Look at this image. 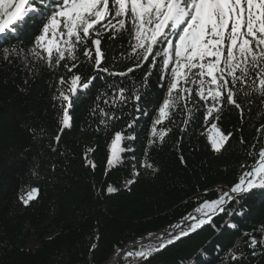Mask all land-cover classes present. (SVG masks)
<instances>
[{"label":"trees","instance_id":"trees-1","mask_svg":"<svg viewBox=\"0 0 264 264\" xmlns=\"http://www.w3.org/2000/svg\"><path fill=\"white\" fill-rule=\"evenodd\" d=\"M31 31L22 35L20 41L6 43L0 39V264H109L117 249L181 223L182 217L202 202L200 197L205 192L203 199H215L217 189L227 191L245 171L240 165L253 163L247 153L253 144L255 151L264 142V134L258 139L256 131L264 124V105L256 93L250 97L241 93L237 99L243 106V115L234 108H225L221 119L213 121L222 131L233 133L221 153H213L206 135H201L211 128V123L203 121L204 102L185 105L181 101L170 120L164 122L163 127L171 128V132L163 145L150 150V162L159 171L153 175L139 166L152 118L163 100V90L157 85V69L153 70L148 86H143L146 68H136L133 60L127 58L131 51L127 33L115 40L107 34L102 38L106 66L115 71L135 68L127 77L97 75L82 49L78 52L75 63L79 67L74 71L85 79L97 78L79 98H74L70 109L72 126L57 144L53 136L57 134L59 103L52 97L58 87H65L58 84L59 78L69 79L72 73L62 66L64 62L50 68L29 53L34 41ZM12 45L20 54L6 61L3 47ZM251 83L252 80L247 81ZM116 85L128 89L129 99L112 107ZM136 89L142 99L148 100L141 105L146 115L136 112L137 102L132 99ZM249 99L252 104L247 103ZM105 100L109 103H104ZM185 107L192 108L187 125L183 123L188 118ZM93 108L95 112L91 111ZM100 109L119 117L108 121L107 133L100 123L107 118ZM133 117L139 119L128 132L137 139L124 141L121 147L131 144L134 151L122 153L123 164L106 175L107 145L113 134L126 128ZM97 128L101 131L97 132ZM181 128L185 131L181 132ZM242 138L246 143H240ZM87 148L96 149L90 154L95 170L85 167ZM181 155L184 164L180 162ZM133 164L140 175L134 178L136 183L125 188V179L132 178ZM33 170L39 172V177L32 175ZM108 184L119 190L107 194ZM27 185L38 186L40 193L36 201L24 207L17 196ZM240 208L244 210L242 216L224 213L215 218L219 231L206 225L142 264H264V247L258 246L253 256L243 243L248 239L243 236L245 232L261 238L264 189L244 195L239 205L235 201L228 205L229 210ZM226 220L235 223L236 229L221 228ZM93 244L97 246L90 252ZM230 248L237 254L244 252V257L231 261ZM119 264L137 262L121 258Z\"/></svg>","mask_w":264,"mask_h":264},{"label":"snow or ice","instance_id":"snow-or-ice-1","mask_svg":"<svg viewBox=\"0 0 264 264\" xmlns=\"http://www.w3.org/2000/svg\"><path fill=\"white\" fill-rule=\"evenodd\" d=\"M29 29L34 36L29 53L46 62L50 68L59 67L64 62L62 66L72 73L69 79L59 78L58 84L65 87H58L57 94L52 97L54 102L59 103L57 134L53 136L57 144L61 142L64 131L72 126L70 109L74 98H79L80 93L88 90L97 78L89 76L85 79L74 71L79 67L75 61L79 59L81 49L97 75L105 73L111 77H127L135 71L133 67H127L126 71H115L106 66L107 55L102 46L105 34L115 40L120 34L127 33L131 49L127 58L133 60L136 68H146L144 87L148 86L153 70H158L157 85L163 90V100L152 118L143 149L144 158L139 161V166L153 175L159 169L150 162V150L163 145L171 132V128L163 127L164 122L170 120L181 101L185 105L204 102L201 104L205 109L203 121L211 123V128L201 135H206L211 151L217 154L226 148L233 136L232 132L222 131L213 122L221 119L223 110L234 108L242 116L243 106L237 99L241 93L244 97L256 93L264 105V0H0V39L6 43L20 41L22 35L29 34ZM19 54L20 50L15 45L3 47V59L6 61ZM99 78L104 79V76ZM248 80H252V83L247 84ZM127 91L126 87L115 86L111 97L112 107L129 99ZM132 99L137 102L136 112L146 115L141 105L148 102L147 98L142 99L136 89L132 92ZM104 103L109 101L105 100ZM247 103L252 104L253 101L249 99ZM91 111L95 112L96 108ZM184 111L188 113V118L183 121L187 125L192 108L185 107ZM100 113L107 118L100 121L107 133L110 128L108 121L119 117L109 115L103 109H100ZM138 119L133 117L126 128L113 134L107 145L106 175L123 164L122 153L134 151L131 144L127 147H121V144L137 139L128 129H133ZM96 131L101 129L97 128ZM180 131L185 129L181 128ZM256 131L259 139V135L264 134V124ZM240 143L246 141L242 138ZM254 149L255 144L247 153L253 163L240 165L245 171L227 191L217 189L215 199H203L207 195L205 192L200 197L202 202L193 212L182 217L183 223L170 225L171 230L166 233H149L135 242L137 250L117 249L115 257L125 260L132 258L137 264H142L206 225L219 231L215 218L221 214L242 216V208L229 210L228 205L233 201L239 205L244 195L264 189V142H261L258 150ZM95 151L94 148H87L84 153L85 167L93 170L96 164L90 159V154ZM180 162L186 163L182 155ZM32 175L39 177V172L33 170ZM139 175L133 164L132 178L125 179V188L136 183L134 178ZM118 190L112 184L106 187L109 195ZM39 193L38 186L27 185L21 188L17 200L22 206L29 207L38 199ZM224 227L236 229L237 225L226 220L221 225V228ZM259 232L260 239L253 233H243L248 237L243 243L252 250L253 256L257 254L258 246L264 247V225L259 227ZM96 246L93 244L90 252ZM234 248L228 250V256L231 261L237 262L244 257V252L237 254ZM114 264H119V260H114Z\"/></svg>","mask_w":264,"mask_h":264},{"label":"water","instance_id":"water-1","mask_svg":"<svg viewBox=\"0 0 264 264\" xmlns=\"http://www.w3.org/2000/svg\"><path fill=\"white\" fill-rule=\"evenodd\" d=\"M181 223H183V222H181ZM200 230V229H199ZM199 230H197V231H199ZM167 231H169V229L168 230H166V231H162V232H167ZM196 231V232H197ZM159 233H161V232H158V233H156V234H159ZM195 233V232H194ZM194 233H191L190 235H192V234H194ZM189 235V236H190ZM185 238V237H184ZM136 246V243H130V244H128L127 246H125L124 247V249L123 250H125V251H127V250H131L132 248H134ZM122 257H115V255L111 258V264H114V260H116V259H118V260H120Z\"/></svg>","mask_w":264,"mask_h":264},{"label":"rangeland","instance_id":"rangeland-1","mask_svg":"<svg viewBox=\"0 0 264 264\" xmlns=\"http://www.w3.org/2000/svg\"><path fill=\"white\" fill-rule=\"evenodd\" d=\"M171 229H169V231H170ZM166 233V232H165ZM159 234H161V233H159ZM147 237V236H146ZM131 250H137L136 249V246L134 247V248H132ZM111 261V260H110ZM109 264H110V262H109Z\"/></svg>","mask_w":264,"mask_h":264},{"label":"bare ground","instance_id":"bare-ground-1","mask_svg":"<svg viewBox=\"0 0 264 264\" xmlns=\"http://www.w3.org/2000/svg\"><path fill=\"white\" fill-rule=\"evenodd\" d=\"M162 233H165V232H161V234H162ZM110 264H111V261H110Z\"/></svg>","mask_w":264,"mask_h":264}]
</instances>
